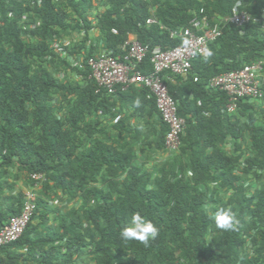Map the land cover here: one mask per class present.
Returning <instances> with one entry per match:
<instances>
[{
  "label": "trees",
  "instance_id": "1",
  "mask_svg": "<svg viewBox=\"0 0 264 264\" xmlns=\"http://www.w3.org/2000/svg\"><path fill=\"white\" fill-rule=\"evenodd\" d=\"M105 1L108 7L93 23L94 0H0V230L21 212L26 192L18 189L15 199L7 200L6 191L16 188L5 177L12 166L27 172L32 183V173H44L43 194L61 190L70 199L83 197L95 203L84 211L86 226L64 213L57 230L46 227L42 233L38 225L45 218L46 200L38 197L32 221L19 240L1 250L2 260L7 264H67L77 250L91 244L94 264H264V187L248 194L235 172L242 155L232 158L220 147L227 137L238 140L243 132L239 119L224 109L227 94L207 87L212 76L264 57V30L254 20L261 17L264 0ZM238 1L254 19L244 26L225 25L209 44L211 58L198 57L186 76L170 75L167 80L178 112L186 119L180 150L189 154L188 163L176 160L154 171L145 170L136 164L134 145L141 138L131 119L137 115L151 118L156 113L158 137L144 145L164 149L168 126L158 114L156 99L147 88L132 87L112 96L96 93L94 80L88 78L90 69L72 66L52 43L69 27L83 29L85 38L79 47L88 48L87 56L101 45L123 53L129 33L151 49H170L184 40L171 33L187 26L195 13L203 9L210 18L226 17ZM29 16L35 20L34 27L26 25ZM150 17L157 22L148 24ZM95 28L100 34L91 43L90 31ZM25 33L38 40L24 39ZM31 60L38 63L36 69ZM58 60L82 74L86 83L69 86L52 75L44 63ZM151 69L147 58L142 70ZM59 91L74 95L64 114L59 113L54 97ZM253 101L239 102L243 113L249 109L252 123L249 136L255 154L246 159L249 171L264 168V125L254 124ZM118 114L121 118L114 123ZM104 116L111 126L103 123ZM99 181L107 189L99 187ZM214 181L233 191L227 201L217 198L216 189H207ZM210 203L214 207L208 211ZM219 208L233 210L239 221L236 230L216 228L212 214ZM136 212L159 229L158 237L148 245L121 238L122 227ZM37 213L40 221L36 223ZM24 247L25 252H14ZM63 251L64 260H58Z\"/></svg>",
  "mask_w": 264,
  "mask_h": 264
},
{
  "label": "built area",
  "instance_id": "2",
  "mask_svg": "<svg viewBox=\"0 0 264 264\" xmlns=\"http://www.w3.org/2000/svg\"><path fill=\"white\" fill-rule=\"evenodd\" d=\"M252 19L253 15L243 7L242 1H238L230 15L226 17L210 18L202 9L194 14L187 26L171 33L172 36L180 35L184 40L188 39L190 41L188 46H184L182 42L170 49L160 46L151 49L134 33H129L122 45L121 54H116L112 49L101 45L92 55H73L58 40L52 43V48L61 57L67 58L72 66L80 70H85L86 67L90 69L88 78L94 80L96 93L112 96L118 91H129L132 87L147 88L150 96L156 99L160 118L168 126L164 149L175 152L180 150L183 144L187 123L178 112V102L170 94L167 80L170 75L186 76L192 68L193 61L198 57H204L203 54L209 50L210 42L222 34L225 25L244 26ZM254 20L260 22L264 30V9L261 17ZM156 22L155 17L147 19L148 24ZM113 32L117 33V30L113 29ZM147 58L152 69L144 72L142 64ZM263 84L264 57H261L239 69L212 76L207 87L225 92L228 100L224 109L227 113H235L242 99L264 98ZM120 118L121 114H118L113 122L117 123ZM31 178L35 181V186L46 180L44 173H32ZM37 201V192L34 189L27 190L21 212L12 215L8 223L1 228L0 264H7L2 260L1 250L22 237L37 210Z\"/></svg>",
  "mask_w": 264,
  "mask_h": 264
},
{
  "label": "rangeland",
  "instance_id": "3",
  "mask_svg": "<svg viewBox=\"0 0 264 264\" xmlns=\"http://www.w3.org/2000/svg\"><path fill=\"white\" fill-rule=\"evenodd\" d=\"M108 7L105 0H94V8L91 13V17L93 20V23H95V18L97 15L104 11ZM75 16V15H74ZM75 19V17H74ZM34 18L28 17L26 20V25L28 27H34ZM99 37V30L98 29H92L90 31L89 39L90 42L96 43L97 39ZM85 38V34L83 29L76 28L71 29L67 28L65 34L61 37H57L56 39L59 40L64 47L67 49L69 48L73 52H75L73 55H85L87 52V49H81L79 45L82 43L83 39ZM24 39L36 42L38 40L37 37H34L30 35L29 33L24 34ZM91 42V43H92ZM80 48V49H79ZM68 52H70V50ZM71 53V52H70ZM33 69H36L38 63L34 60L29 61ZM51 72L52 75H54L57 79H59L61 82L66 83L69 86H74L76 84H84L86 83V80L82 74H80L78 71L74 70L70 66L66 65L62 61L58 60L55 63H44ZM54 97L56 101L58 102L57 106L59 109L60 114H64L69 107L68 99H72L74 95H68L64 91H59L54 93ZM253 105L251 112L254 116V124L256 125H264V118H263V110H264V99L262 100H255L251 103ZM242 107H240L233 115L239 119L238 126L243 132L242 138L236 140L232 136L227 137L226 141L224 143L219 144L222 150L232 158L237 157V155H242L238 161L236 162L235 166V172L240 175V180L242 183H244V186L247 189V193L251 194L254 192V190L258 188L264 187V168L260 170H252L248 166L247 158L250 156H253L255 153L251 146V140L249 136V131L251 127V119L248 116L249 109L244 110V113L242 112ZM133 124L139 125L141 123H144V118L141 119V116L137 115L132 117ZM131 119V120H132ZM103 123L111 126V120L106 116L102 118ZM240 145V146H239ZM135 150H136V164L141 165L145 170L154 171L160 166H162L166 162H175L183 161L185 163H188L189 161V154L188 153H182L181 150L175 151V152H168L164 149V151H155L151 149L148 146H145L144 144L141 145L138 142L135 143ZM144 146V150L142 149ZM190 175L191 172H188ZM8 178L16 188L10 189L6 191L7 200L10 201L13 198L15 199L16 194L18 192V189H23L24 191L34 189L39 198H44L46 200V207L42 209L45 213V218L41 221L45 227H50L53 229L59 228V217L61 214L69 213L70 216L76 217L79 219V221L86 226L87 222L84 218V211L87 207H94L95 203L94 201H86L83 197H78L77 199H70L69 196H67L65 193H63L61 190H50L49 195L43 194L44 193V185L40 184L35 186V183H32V181L29 178V174L25 171H20L17 169L16 166H12L9 168L7 175L5 176ZM120 181H122V177L118 178ZM97 185L103 189H107L106 185H104L101 181L97 182ZM207 189L213 190L216 189V195L218 199H222L223 201H227L228 197L232 194L231 189H226L224 187L218 186V182L214 181L208 184L206 186ZM202 185V188H206ZM13 199V200H14ZM212 207H214V203H210L206 206V209L208 211L212 210ZM40 215L37 213V221H40L39 219ZM210 234L208 236V241L211 238ZM89 241V239H88ZM249 246V243H247V248ZM91 244L85 246L82 250H77L73 255V261L67 264H94V258L89 253V250L91 249ZM250 248V247H249ZM65 251H63L58 257V260L63 261L65 256ZM28 264V263H26ZM65 264V263H62Z\"/></svg>",
  "mask_w": 264,
  "mask_h": 264
},
{
  "label": "clouds",
  "instance_id": "4",
  "mask_svg": "<svg viewBox=\"0 0 264 264\" xmlns=\"http://www.w3.org/2000/svg\"><path fill=\"white\" fill-rule=\"evenodd\" d=\"M190 41L185 39L184 46H188ZM204 59L208 60L212 57L211 49L204 52ZM139 105L140 101H136ZM216 228L223 231H233L238 227L239 221L236 214L230 208H219L212 214ZM121 238L125 241L136 240L144 245H148L150 241L155 240L159 235L158 227L146 217H143L139 212L131 216L130 221L121 229Z\"/></svg>",
  "mask_w": 264,
  "mask_h": 264
},
{
  "label": "crops",
  "instance_id": "5",
  "mask_svg": "<svg viewBox=\"0 0 264 264\" xmlns=\"http://www.w3.org/2000/svg\"><path fill=\"white\" fill-rule=\"evenodd\" d=\"M117 106L119 108L120 102H118ZM142 118H144V123H141L139 125H134V126H136V129L138 131H140L141 140H139L138 143L141 145H143L147 141L154 142L157 139L158 131L160 130L159 118H158V115L156 113L151 118L147 117V115L141 116V119ZM131 121L133 122V119ZM148 147H150L151 149H153L157 152L158 151H164V149L158 150L154 145L148 146ZM36 223H37V220H36ZM38 230L42 233L43 232L46 233V227L43 224L38 225ZM25 251H26V248L24 247V248H19V249L15 248L14 252L18 254V253L25 252ZM27 263L28 264H38L34 261H28Z\"/></svg>",
  "mask_w": 264,
  "mask_h": 264
}]
</instances>
